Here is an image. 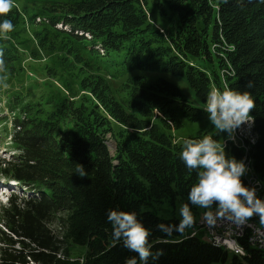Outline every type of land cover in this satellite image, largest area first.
I'll return each mask as SVG.
<instances>
[{"label":"trees","instance_id":"obj_1","mask_svg":"<svg viewBox=\"0 0 264 264\" xmlns=\"http://www.w3.org/2000/svg\"><path fill=\"white\" fill-rule=\"evenodd\" d=\"M31 2L50 21L35 33L38 47L56 51L53 42L63 37L61 47L78 69L72 75L93 103L57 98L66 94L67 81L60 86L63 91L43 80L38 86L46 84L47 92L9 96L4 88L24 59L13 45L21 36L23 14L12 8L0 17V22L7 18L14 25L6 39L0 37V93H5L11 113V119L0 123L10 125V148L15 151L12 160L0 162V174L19 189L7 208L0 209V264H125L133 256L141 264L137 253L113 240L107 221L113 209L135 212L150 230L152 255L146 264H264L259 250L246 247V255L239 256L202 241L197 222L195 235L173 230L168 236L157 225H178L180 220L154 211L165 201L188 203L198 182L196 171L189 172L180 159L185 139L178 142L170 133L208 117L201 107L213 87L248 91L255 101L252 138L245 140L248 152L224 144L227 157L251 162L261 182L258 197L264 200V0ZM150 8L171 25L156 27ZM108 69L124 78L116 89ZM45 71L61 81V71ZM160 73L186 82L191 97L166 77L154 76ZM108 135L115 143L113 152ZM204 136L227 140V133L218 135L216 129L187 139ZM78 164L87 176L78 175ZM54 221L62 223L64 235L50 228Z\"/></svg>","mask_w":264,"mask_h":264},{"label":"clouds","instance_id":"obj_2","mask_svg":"<svg viewBox=\"0 0 264 264\" xmlns=\"http://www.w3.org/2000/svg\"><path fill=\"white\" fill-rule=\"evenodd\" d=\"M14 6V0H0V17H6ZM14 28L11 20L5 18L0 22V37ZM3 61L0 60V67ZM247 87H252L251 81ZM256 107L255 101L248 91L240 92L231 87L223 90L213 87L206 96L204 111L217 134L226 132L227 139L235 140V134L243 125L251 127L254 117L250 114ZM180 159L189 172L196 171L197 183L188 194V203L179 208L178 225L159 224L157 227L171 236L173 230L184 234L193 228L196 218L192 207L204 209L202 220L210 227L217 222H228L243 227L254 217L264 226V200L257 196L255 187H247L241 177L248 168L243 160L227 157L225 144L204 136L202 139H185ZM76 172L80 177L87 176L83 165L78 164ZM215 206V207H214ZM107 221L112 226L114 241H122L123 247L138 254L141 264H146L152 253L148 242L150 230L137 218L135 212L109 210ZM125 264H137V256L126 258Z\"/></svg>","mask_w":264,"mask_h":264},{"label":"rangeland","instance_id":"obj_3","mask_svg":"<svg viewBox=\"0 0 264 264\" xmlns=\"http://www.w3.org/2000/svg\"><path fill=\"white\" fill-rule=\"evenodd\" d=\"M12 8L21 11L23 14V20H21L22 26H20L19 29V32H21V36L18 38V41H13V45L17 49H19L20 52H22V58L24 59L23 61H19L17 63L16 69H18V72L15 74V78L8 79L7 86L4 88L7 92H9V96L14 95L17 92L19 94H26L27 91L33 92L35 91V89L47 92L49 91V87H47L46 84L38 86V83H42L43 80L47 82L53 81V86L58 87V89L60 86H64V82L67 81L68 87L64 86L66 88V94H64V96L62 94H59L57 98H64L66 96L69 97V99H71L72 101L78 103V105L80 103H87L90 101H92L93 103L91 96L86 91H82L79 88L78 81L72 75L73 73L76 74L78 69L74 66V64H70L71 58L65 52V47H61V41L63 37H61L57 42H53L56 43L54 45V47H56V51H44V49L38 47L40 42L35 36V33L41 32L44 26L50 25V21H47L46 15L42 12V10L37 8V6L33 5L31 0H14V6ZM149 13V17L155 23L156 27L162 29L165 27L167 28V26L171 25V22L167 18L160 16L154 8H150ZM65 28L67 29V27ZM49 34H51V31L48 33V35ZM50 44L51 43H49L47 47H49ZM47 47L45 48L47 49ZM82 55L84 56V59L89 58V54L87 52H82ZM93 63L95 65H100L102 69L106 67L105 63H102V61L94 60ZM48 67L52 68L53 70H56L55 72L61 71L63 73L61 81L54 78V76L49 77L45 74V70ZM117 71H115V69H108L105 72L108 74V79L112 80L110 84L113 86L114 89L118 88L121 83L124 82V78H122L118 73H116ZM110 74H116L114 75L116 79H112V75ZM154 76L166 77L168 81L170 80L171 82L177 84L184 92V95H186L188 98L191 97L190 94L192 93V91L189 85L180 78L174 77L167 73L154 74ZM60 88L62 89V87ZM54 93L57 94V92L55 91ZM51 100L53 102L54 97L51 98ZM7 103L8 102H6L5 93H0V121L6 117L8 119H11V113L7 109ZM205 106L206 105L202 106L201 108L205 109ZM9 127L10 125H8L6 122L0 123V162H3L4 160H12L13 155L15 153V151L10 148L11 143L9 140L11 139V133ZM6 129L8 131H6ZM209 129L215 130L214 126L211 125L207 117L205 119L200 120L199 122H194L186 125L184 129H174L172 130L170 135H173L174 138L179 142L191 136H194L195 133L200 130L207 131ZM247 136L251 140V134H248ZM106 138L108 146L110 148L109 150L113 152L115 149V143L111 139L110 135L106 136ZM2 178H4V176L0 174V209H5L8 206V197L10 196V193H13L14 191H10L8 188L3 191L1 187L14 186L16 184H14L13 181H6ZM10 189H13V187H11ZM182 204H184V202L180 199H176L174 205L171 204L169 201H165V203L156 206L154 211L158 213L157 215L168 218L175 217L176 219L180 220L179 208ZM190 207H192V212L196 218V222L202 220V214L205 210L196 208L194 206ZM0 215L1 218H3V212L0 211ZM60 217L56 218L58 219ZM61 224L62 223H59V221H54L50 225V228H52L54 232L64 235L65 232H63V229L61 228ZM193 228L187 229L185 234L192 233ZM198 233L199 239H202V241L205 242L209 241L208 234L205 232V230H198Z\"/></svg>","mask_w":264,"mask_h":264},{"label":"built area","instance_id":"obj_4","mask_svg":"<svg viewBox=\"0 0 264 264\" xmlns=\"http://www.w3.org/2000/svg\"><path fill=\"white\" fill-rule=\"evenodd\" d=\"M252 127L247 125L241 126L235 134V140L227 139L225 144L231 143L233 146L245 149L248 152V145L245 140H249L248 134H251ZM252 136V134H251ZM248 171L242 177L249 182L251 187L256 188L257 196H259L260 180L252 171L251 162L246 163ZM254 216L247 225L237 227L228 222H217L214 227L208 226L203 220L197 222V230H205L208 234L210 242L233 252L236 255L244 256L246 247L259 250L264 253V226H261L259 221ZM196 229L193 235L196 234Z\"/></svg>","mask_w":264,"mask_h":264},{"label":"bare ground","instance_id":"obj_5","mask_svg":"<svg viewBox=\"0 0 264 264\" xmlns=\"http://www.w3.org/2000/svg\"><path fill=\"white\" fill-rule=\"evenodd\" d=\"M245 250H246V249H245ZM245 255H246V254H245ZM245 255H244V256H245Z\"/></svg>","mask_w":264,"mask_h":264}]
</instances>
